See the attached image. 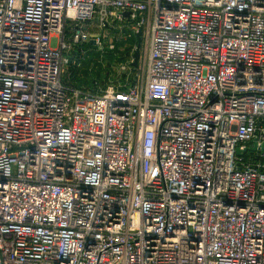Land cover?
<instances>
[{"label": "built area", "instance_id": "built-area-1", "mask_svg": "<svg viewBox=\"0 0 264 264\" xmlns=\"http://www.w3.org/2000/svg\"><path fill=\"white\" fill-rule=\"evenodd\" d=\"M112 18L137 73L64 82ZM0 264H264V0H0Z\"/></svg>", "mask_w": 264, "mask_h": 264}, {"label": "rangeland", "instance_id": "rangeland-1", "mask_svg": "<svg viewBox=\"0 0 264 264\" xmlns=\"http://www.w3.org/2000/svg\"><path fill=\"white\" fill-rule=\"evenodd\" d=\"M122 25L124 24L119 23L115 18L101 25L103 26L101 30L94 29L98 23L91 24L93 27L91 31L100 34L101 45L98 46H95L94 40L93 43L88 41L87 44L76 45L67 38L65 41L70 48H67L63 54V81L69 85L105 90L109 86L124 84L125 77L130 78L129 75L137 73L132 63L138 40L129 38V33H122L118 29ZM111 46L114 48L112 49ZM145 46L146 43L142 41L140 57L145 53Z\"/></svg>", "mask_w": 264, "mask_h": 264}, {"label": "water", "instance_id": "water-1", "mask_svg": "<svg viewBox=\"0 0 264 264\" xmlns=\"http://www.w3.org/2000/svg\"><path fill=\"white\" fill-rule=\"evenodd\" d=\"M124 16H128V14H124ZM141 33H142V31L140 30L139 33L137 34L138 44L136 46V49H135V52H134V55H133V63H132L133 67H137L138 60L140 58V48H141V42H142ZM247 150L255 151V148H248ZM245 152H246V150L243 151V153H245ZM237 154L238 155L242 154V151L240 149H238L237 150Z\"/></svg>", "mask_w": 264, "mask_h": 264}]
</instances>
